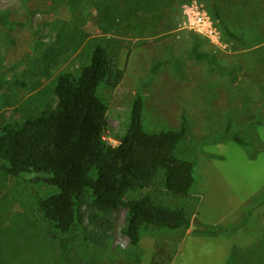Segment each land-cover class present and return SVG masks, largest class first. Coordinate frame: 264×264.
<instances>
[{"label":"rangeland","instance_id":"obj_1","mask_svg":"<svg viewBox=\"0 0 264 264\" xmlns=\"http://www.w3.org/2000/svg\"><path fill=\"white\" fill-rule=\"evenodd\" d=\"M131 1L0 0V132L55 105L58 75L79 74L101 43L125 70L116 86L99 87L111 144L126 132L137 94L147 130L187 119L177 155L194 163L189 195L168 193L161 176L143 192L184 208L192 225L144 228L134 247L126 208L104 214L83 202L81 221L55 239L38 205L55 189L0 169V264H264V0H163L156 9ZM190 2L207 12L219 43L185 24ZM197 43L210 57L193 53Z\"/></svg>","mask_w":264,"mask_h":264},{"label":"trees","instance_id":"obj_2","mask_svg":"<svg viewBox=\"0 0 264 264\" xmlns=\"http://www.w3.org/2000/svg\"><path fill=\"white\" fill-rule=\"evenodd\" d=\"M131 2L156 9L164 1ZM212 12L220 21L222 15L216 5ZM104 31L108 32L107 28ZM226 33L244 42L228 27ZM197 47L198 43L193 53L199 59L210 57L196 52ZM124 74V69L115 67L107 48L97 43L90 63L79 74L64 71L58 75L55 105L22 122L7 121L2 126L0 157L6 164L0 165V169L55 189L38 199L44 219L57 231L55 239H61L81 221L79 205L83 202L104 214L126 208L123 231L134 247H139L144 228L179 230L192 225L184 208L168 206L152 192H143L161 176L160 186L168 193L178 197L189 195L196 182L194 163L177 155L187 133V119L179 129L149 131L143 123V97L137 94L128 128L117 136V145L105 137L109 127L108 105L100 97L99 87L108 79L116 86ZM236 140L243 143L240 138ZM138 192L142 194L130 197ZM90 218L96 221L97 214L92 213ZM260 253L264 257V250Z\"/></svg>","mask_w":264,"mask_h":264},{"label":"built area","instance_id":"obj_3","mask_svg":"<svg viewBox=\"0 0 264 264\" xmlns=\"http://www.w3.org/2000/svg\"><path fill=\"white\" fill-rule=\"evenodd\" d=\"M183 13L186 18L185 24L189 28L201 32L216 44L221 41L218 30L213 27V21L208 18L207 12L200 8L196 2L184 4Z\"/></svg>","mask_w":264,"mask_h":264},{"label":"crops","instance_id":"obj_4","mask_svg":"<svg viewBox=\"0 0 264 264\" xmlns=\"http://www.w3.org/2000/svg\"><path fill=\"white\" fill-rule=\"evenodd\" d=\"M181 28H182V27H181ZM195 45H196V44H195ZM195 45H194V46H195ZM204 53H206V52H204ZM206 54H207V53H206ZM204 58H205V57H204ZM184 240H185V239H184Z\"/></svg>","mask_w":264,"mask_h":264}]
</instances>
